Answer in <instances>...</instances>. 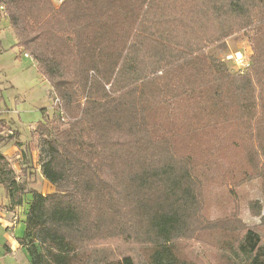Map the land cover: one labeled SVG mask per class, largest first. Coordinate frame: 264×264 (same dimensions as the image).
<instances>
[{"label": "trees", "instance_id": "obj_1", "mask_svg": "<svg viewBox=\"0 0 264 264\" xmlns=\"http://www.w3.org/2000/svg\"><path fill=\"white\" fill-rule=\"evenodd\" d=\"M0 9L13 47L57 99L37 124L53 192L17 182L1 148L19 146L18 133L0 135L8 208L31 196L18 239L31 264H198L193 243L214 264H264V217L208 221L199 173L241 158L229 185L259 179L264 196V0H0ZM248 30L244 70L208 52ZM249 209L259 216L261 205Z\"/></svg>", "mask_w": 264, "mask_h": 264}, {"label": "rangeland", "instance_id": "obj_2", "mask_svg": "<svg viewBox=\"0 0 264 264\" xmlns=\"http://www.w3.org/2000/svg\"><path fill=\"white\" fill-rule=\"evenodd\" d=\"M251 34L250 30L235 34L220 44L210 46L208 52L221 58L228 68L236 71L239 66L233 60H227V56L241 53L243 62L249 64L252 55L249 42ZM14 43L8 20L0 12V117L4 119L0 122V135L7 137L16 130L19 142V146L14 143L2 146L1 152L11 164L17 182L26 191L31 189L46 194L53 192L54 188L40 173L44 152L37 124L42 121L43 113L51 118L57 99L48 83L37 75L32 60L19 54L13 47ZM217 162L218 165L212 164L211 168L199 169L203 181L204 218L212 221L232 216L241 224L260 225V217H264L262 182L254 179L237 186L229 185L228 172L231 169L236 174L240 173L241 158H236L233 163L228 159H219ZM25 170L30 172L29 177L24 176ZM30 197V194H25L22 205L26 206ZM252 201H258L261 205L259 216L253 215L249 209ZM262 233L264 235V225ZM215 236L221 235L216 233ZM189 252L198 264L215 263L213 258L216 256L212 258L200 243H193Z\"/></svg>", "mask_w": 264, "mask_h": 264}, {"label": "crops", "instance_id": "obj_3", "mask_svg": "<svg viewBox=\"0 0 264 264\" xmlns=\"http://www.w3.org/2000/svg\"><path fill=\"white\" fill-rule=\"evenodd\" d=\"M0 12L3 15L1 9ZM9 28L14 36L12 28L10 26ZM14 40L16 42L15 37ZM14 48L18 51L17 47ZM24 58L31 59L25 56ZM1 118L3 119V117ZM0 191L3 193L0 196V264H31L26 248L18 242V239L24 235L27 206L8 208V199L5 197L2 187H0Z\"/></svg>", "mask_w": 264, "mask_h": 264}, {"label": "built area", "instance_id": "obj_4", "mask_svg": "<svg viewBox=\"0 0 264 264\" xmlns=\"http://www.w3.org/2000/svg\"><path fill=\"white\" fill-rule=\"evenodd\" d=\"M25 57H29L26 54H24ZM227 60H233L239 67V69H237L238 71H242L248 64H247V61H244L243 62V57L241 55V53H235V54H231V55H228L227 56ZM243 68V69H242Z\"/></svg>", "mask_w": 264, "mask_h": 264}]
</instances>
